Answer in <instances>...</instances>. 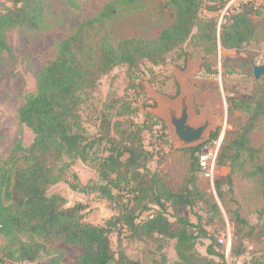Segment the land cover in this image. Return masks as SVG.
<instances>
[{
	"label": "trees",
	"instance_id": "1",
	"mask_svg": "<svg viewBox=\"0 0 264 264\" xmlns=\"http://www.w3.org/2000/svg\"><path fill=\"white\" fill-rule=\"evenodd\" d=\"M62 1L67 7L79 9L77 0ZM138 1L111 0L96 15L79 23L73 34L58 45L54 60L39 71L35 91L24 96L17 119L31 131L33 141L26 148L16 143L9 156L11 166H0V237L5 242L0 248V264H61L64 252L56 247L57 242L82 250L75 264H141L125 253L120 242L117 250L112 248L113 233L131 243L155 244L159 253L173 241L176 259L171 264H226L217 238L205 233L203 217L195 214L193 222L181 214L204 206V212L211 211L214 218L221 216L218 205L198 185V154L204 144L180 149L189 167L174 191L157 170L149 168L155 155L147 150L144 134L152 130L149 122L153 115L147 113L143 122H135L137 107L125 95L117 97L110 88L98 113L99 133L89 137L83 128L81 108L102 79L117 68L125 67L130 80L137 82L128 89H143L142 80L136 76L141 66L164 65L169 54L190 41L202 46V66L210 73L208 59L219 49L241 51L257 42L258 26L253 17L259 16L262 9L253 2H241L227 11L218 26L216 20L202 17L204 8L210 12L219 9L205 5L216 0H167L174 20L157 38H124L114 44L111 23ZM45 12V0L0 2V59L11 54L6 32L44 30ZM236 67L242 71L249 68L242 62ZM223 74L232 71L224 69ZM262 76L258 80L263 81ZM228 104V113L238 115L243 122L222 142L216 176L219 179L224 175V183L231 188L237 174L264 179V164L256 163V150L251 145V136L264 118V94L258 88L251 99L235 97ZM155 119L166 128L159 118ZM217 135L218 131L211 133L208 141ZM18 155L23 166L16 164ZM75 161L95 170L97 182L90 192L114 207V214L101 224L84 220V203L68 206L63 196L49 194ZM221 185L216 181L220 199ZM70 188L79 190L73 184ZM228 213L233 226L230 257L236 261L248 250L246 244L264 242V225L259 221L249 225L239 209ZM202 239L209 241L205 254L197 250ZM256 252L252 255L261 254ZM160 254V260H153V264H168ZM253 260L252 264L263 262Z\"/></svg>",
	"mask_w": 264,
	"mask_h": 264
},
{
	"label": "rangeland",
	"instance_id": "2",
	"mask_svg": "<svg viewBox=\"0 0 264 264\" xmlns=\"http://www.w3.org/2000/svg\"><path fill=\"white\" fill-rule=\"evenodd\" d=\"M109 1L111 0H77L79 9L74 10L67 7L62 0H45L44 30L30 32L12 29L6 32V41L11 54H5L0 59V166L6 168L11 166L13 162L10 161L9 156L16 143L19 142L26 148L33 141V134L19 124L17 114L24 102V96L35 91L39 71L54 60L58 45L73 34L79 23L96 15ZM248 1L262 9L259 16L253 17V22L258 26L257 42L251 43L241 51L219 49L213 57L208 59L210 73L207 74L215 75V79L199 76L197 66L203 64V48L195 41H190L181 50L169 54L166 63L162 66L151 68L149 64L142 65L140 73L136 76L142 80L143 89H135V95L128 87L136 85L137 82H134L133 78L130 80L128 70L125 67L114 69L109 76L102 79L100 86L81 108L85 134L93 137L99 133L98 113L109 96L110 88L114 89L117 97L125 95L128 101L137 107L138 112L133 119L141 123L144 121V116L149 114L148 109L158 108V103L154 100L156 97L170 101H176L179 98L181 94L179 81L183 75L187 74V64H189L195 68L194 75L188 81L193 90V114L197 118L203 110H206L219 120L220 125L212 129L210 133L218 131L216 138L220 140L221 146L228 134L238 129L243 122L238 115L228 113L229 99L235 97L251 99L258 88L264 94V80H254L251 66L252 63L264 65V0H216L213 4L206 2L205 5L219 6L218 10L210 12L208 9H202V17L218 22L221 20L223 11H229L237 7L239 3ZM173 20L174 12L167 4V0H139L132 8L125 9L122 16L111 23L110 38L114 44L124 38L155 39L160 31L170 25ZM238 62L247 64L249 68L242 71L241 68L236 67ZM224 69L232 71V74L224 75ZM151 71L154 76H151ZM256 82L260 85L256 86ZM155 117L159 118L154 116L152 119ZM159 119L166 124V119ZM166 129L168 139L164 144L151 145L148 133L144 134V141L148 149L156 154L154 161L149 165L150 170H157L171 189L176 191L189 166L180 151L184 147L177 145L167 126ZM207 141L208 137L202 143L205 144ZM251 145L256 150V163L264 164V118L258 122L251 136ZM16 164L20 166L25 164L20 155ZM216 175L215 171L213 183H210L198 173V185L207 197L218 205L221 216L214 218L211 211L204 212V206L185 210L181 214L186 215L193 222H196L195 214L201 215L206 235H212L217 239L228 232L230 235L233 234L229 210L239 209L241 216L251 226L258 221L264 225V179L237 174L233 176V185L230 188L224 183V175L219 179ZM216 181H221L222 199L216 191ZM96 182L95 170L80 161H75L62 180L49 189V194L63 196L68 206L79 202L84 203L86 206L83 211L84 220L101 224L103 220L114 214V207L101 199L98 194L90 192V188ZM72 184L77 185L79 190L73 191L70 188ZM85 186L89 187L86 192H80V189ZM110 242L114 250H117L120 242L125 253L141 264H153V260L159 261L160 253L164 254L168 264L176 259L173 241L167 242L160 253L155 244L131 243L116 233L110 235ZM208 244V240H200L197 250L205 254V247ZM4 245L5 242L0 237V248ZM246 246L248 250L242 257L226 264H252L250 261H254L253 258L262 259L261 263L264 264V242L252 245L249 243ZM56 247L64 252L61 264H75L82 254V250L78 247L68 246L62 242H57ZM255 251L261 254L253 256Z\"/></svg>",
	"mask_w": 264,
	"mask_h": 264
},
{
	"label": "water",
	"instance_id": "3",
	"mask_svg": "<svg viewBox=\"0 0 264 264\" xmlns=\"http://www.w3.org/2000/svg\"><path fill=\"white\" fill-rule=\"evenodd\" d=\"M255 80L264 74V65L251 64ZM186 78L180 79L181 94L176 101L156 97L158 111L154 115H161L166 119V126L174 142L182 147L192 146L209 137L211 130L220 125L219 120L203 110L196 118L193 114V90L188 86ZM154 111V110H153ZM154 113V112H153Z\"/></svg>",
	"mask_w": 264,
	"mask_h": 264
},
{
	"label": "built area",
	"instance_id": "4",
	"mask_svg": "<svg viewBox=\"0 0 264 264\" xmlns=\"http://www.w3.org/2000/svg\"><path fill=\"white\" fill-rule=\"evenodd\" d=\"M226 14H227V11H223L221 20L218 21V26L221 24V22H223V16ZM199 76L210 77V78L215 77V75H209L205 72L199 73ZM132 93L133 94L135 93V89H132ZM149 123L152 125V130L151 132L148 133L150 144L153 146L164 144L166 140L168 139L167 129L163 126L162 123L158 122L155 118L150 120ZM146 148L150 152L154 153L156 157V154L153 150L148 149L147 145H146ZM219 148H220V140L219 139L217 140L216 138V139L207 141L202 146L198 154V167L201 171V175L204 179H206L210 183H213L214 173L216 171V160H217ZM217 242L222 247V252L224 253L226 262L228 263L229 261H231V257H230L231 235L230 233L228 232L222 235L220 238L217 239Z\"/></svg>",
	"mask_w": 264,
	"mask_h": 264
},
{
	"label": "crops",
	"instance_id": "5",
	"mask_svg": "<svg viewBox=\"0 0 264 264\" xmlns=\"http://www.w3.org/2000/svg\"><path fill=\"white\" fill-rule=\"evenodd\" d=\"M197 67H198V69H199V73H201V72H205V73H207L206 69L203 68L202 65L198 64ZM194 69H195V68L191 67V65L187 64V70H188V71H186L187 74L182 76V78H186L185 80H186L188 86H189V83H188L189 79H190V78L194 75V73H195V70H194ZM179 82H180V81H179ZM189 87H190V86H189ZM154 100L156 101V99H154ZM153 110H154V111H153ZM155 111H158V108H155V109H151V108H150V109H148L149 114H151V115H153V116H156V115H154V114H155ZM153 112H154V113H153ZM157 116H158L159 118H162L160 114L157 115Z\"/></svg>",
	"mask_w": 264,
	"mask_h": 264
}]
</instances>
